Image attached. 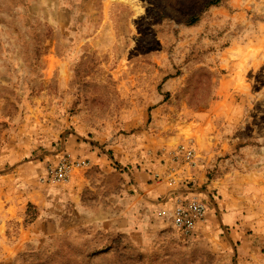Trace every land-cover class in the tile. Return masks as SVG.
<instances>
[{"label":"rangeland","instance_id":"obj_1","mask_svg":"<svg viewBox=\"0 0 264 264\" xmlns=\"http://www.w3.org/2000/svg\"><path fill=\"white\" fill-rule=\"evenodd\" d=\"M213 1L0 0V264H264V0ZM190 143L193 237L149 168ZM78 148L93 167L41 181Z\"/></svg>","mask_w":264,"mask_h":264},{"label":"built area","instance_id":"obj_2","mask_svg":"<svg viewBox=\"0 0 264 264\" xmlns=\"http://www.w3.org/2000/svg\"><path fill=\"white\" fill-rule=\"evenodd\" d=\"M170 158L172 166L168 167L166 172H157L155 178L159 181H166L169 185L176 186V188L172 194V205L163 207L158 211V215L168 217L177 231L185 236L193 237L199 227L207 220L209 207L199 196L190 194L187 192L189 190L179 189L182 179H180V170L178 169L181 167L195 169L199 163V156L193 144L190 143L188 145H178L170 151ZM91 166L92 159L90 157L66 152L56 162L47 165L41 181L45 183H66L77 172L89 169Z\"/></svg>","mask_w":264,"mask_h":264},{"label":"crops","instance_id":"obj_3","mask_svg":"<svg viewBox=\"0 0 264 264\" xmlns=\"http://www.w3.org/2000/svg\"><path fill=\"white\" fill-rule=\"evenodd\" d=\"M28 1L31 2V3H40V0H28ZM67 150L70 151V152H74L73 154H81V155H85V156H90V158L94 161V165H95V159H94V156L92 155V154L95 153L94 151L91 152L90 154H88V153L84 152L83 149L81 150L79 148L78 149H74V150H69V149H67ZM209 159L211 160V157H208L207 160L199 162L198 166L195 169H193V173L191 175H189L188 179L191 180L190 182H192V184H194V185H198L197 187L190 188L189 191H187L190 194H195V193L196 194H198V193L200 194V191H197V189L199 188V186H201L200 184H202V183H204V182H206L208 180L206 172H207V170L211 169L210 166L213 165V163H210ZM149 168H153V170H156V171H159V172H161V171L163 172V168H165V165L158 164V163H156V164L155 163H151V166ZM218 179H220V178H218ZM141 181L143 182L142 185H144L146 183L145 185H148V187L152 186L153 195L157 196V191L159 190V188L155 187L154 186L155 184H151L148 180L146 182L143 177L141 178ZM210 182L214 183V182H216V180L215 179H211ZM169 190L170 189H168V187H167L166 188L167 193H169ZM171 199H172V195H170V199L167 202L170 203ZM168 203H166V204H168ZM5 206H8V205H5Z\"/></svg>","mask_w":264,"mask_h":264},{"label":"trees","instance_id":"obj_4","mask_svg":"<svg viewBox=\"0 0 264 264\" xmlns=\"http://www.w3.org/2000/svg\"><path fill=\"white\" fill-rule=\"evenodd\" d=\"M220 3V0H216L211 2L210 4L212 5H218ZM198 17H193L192 20L190 21V24H195L196 22H198Z\"/></svg>","mask_w":264,"mask_h":264}]
</instances>
